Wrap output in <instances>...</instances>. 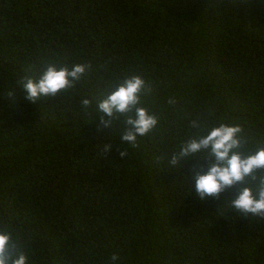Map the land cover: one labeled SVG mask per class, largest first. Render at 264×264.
<instances>
[{
    "label": "trees",
    "instance_id": "trees-1",
    "mask_svg": "<svg viewBox=\"0 0 264 264\" xmlns=\"http://www.w3.org/2000/svg\"><path fill=\"white\" fill-rule=\"evenodd\" d=\"M76 63L73 88L24 99L22 77ZM132 76L158 119L139 148L120 140L134 109L98 111ZM221 124L264 148V0H0V229L27 264H264V218L223 208L240 186L200 200L211 161L168 164Z\"/></svg>",
    "mask_w": 264,
    "mask_h": 264
},
{
    "label": "clouds",
    "instance_id": "clouds-1",
    "mask_svg": "<svg viewBox=\"0 0 264 264\" xmlns=\"http://www.w3.org/2000/svg\"><path fill=\"white\" fill-rule=\"evenodd\" d=\"M90 67L87 63L61 67L46 64L39 70L38 77H22L18 84L25 94L24 99L35 104L43 97H56L62 91L73 88L76 82L86 76ZM145 88L146 82L142 77L132 76L114 86V90L98 102V111L103 114L100 121L106 128L112 127V119L117 118V114L125 115L134 109V115L128 116L125 121L127 127L120 134L121 142L131 145L132 148H139L138 138L146 136L158 124L154 114L139 106L140 94ZM6 96L14 100L15 92H8ZM81 106L87 110L91 107V101L83 98ZM241 133L242 128L239 125L221 124L213 127L199 139L187 141L178 153L172 155L168 164L176 167L181 164L184 166L190 160L211 161L204 171L195 168L191 170L195 175L196 197L200 200L209 197L219 200L222 193L240 186L234 199L223 208L230 207L245 219L251 216L259 220L264 218V175L257 176V172L264 173V148L251 154H242ZM111 151L112 145H104V152ZM201 153L205 155L200 156ZM126 156V150L120 152L121 158ZM249 179L256 182L255 187L243 186ZM110 259L111 264H119L121 257L113 254ZM27 262L28 256L13 242L12 233L6 228L0 229V264Z\"/></svg>",
    "mask_w": 264,
    "mask_h": 264
}]
</instances>
